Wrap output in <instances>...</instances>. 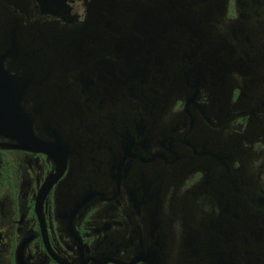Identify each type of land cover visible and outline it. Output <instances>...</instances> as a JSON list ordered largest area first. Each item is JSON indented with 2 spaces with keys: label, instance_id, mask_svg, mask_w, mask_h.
<instances>
[{
  "label": "flooded vegetation",
  "instance_id": "1",
  "mask_svg": "<svg viewBox=\"0 0 264 264\" xmlns=\"http://www.w3.org/2000/svg\"><path fill=\"white\" fill-rule=\"evenodd\" d=\"M207 2L217 60L128 78L85 0H0V264H264V0Z\"/></svg>",
  "mask_w": 264,
  "mask_h": 264
},
{
  "label": "water",
  "instance_id": "2",
  "mask_svg": "<svg viewBox=\"0 0 264 264\" xmlns=\"http://www.w3.org/2000/svg\"><path fill=\"white\" fill-rule=\"evenodd\" d=\"M37 1L42 12L56 14L52 8L55 0ZM206 1L85 0L84 23L77 29L75 35L78 42L84 36H93L98 44L111 41L114 52L124 61L128 78L137 77L140 74L139 55L143 49L141 48L142 43L147 45L145 48L147 52H151L155 48L163 49L165 44L160 42L161 38L185 29L196 37L192 45V55L195 56L198 51L201 57L208 53L213 60H217L212 52L205 50L203 42L206 31L204 24L212 16L210 3H206ZM129 8H134L133 13H126ZM100 25L110 29L111 35L108 41L103 38V30ZM91 29H95L94 35H90ZM50 45H56L60 48L64 45L63 39L59 38L56 42L51 41ZM67 49L71 48L68 47ZM197 61L201 65V58H198ZM192 70L198 74L197 64L194 63ZM193 97L194 95L191 96V99ZM193 253L199 254L200 251L194 250Z\"/></svg>",
  "mask_w": 264,
  "mask_h": 264
}]
</instances>
